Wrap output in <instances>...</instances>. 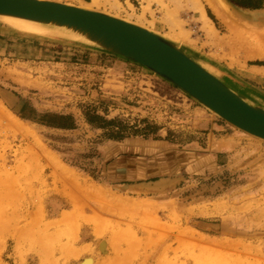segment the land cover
<instances>
[{"label": "rangeland", "instance_id": "374dc122", "mask_svg": "<svg viewBox=\"0 0 264 264\" xmlns=\"http://www.w3.org/2000/svg\"><path fill=\"white\" fill-rule=\"evenodd\" d=\"M46 1L104 13L170 38L216 78L229 76L243 84L238 93L264 109V59H248L257 32L264 35V21L257 17L244 18L243 28L232 33L205 0ZM240 1L250 11L264 10V0ZM18 112L38 119L71 116L77 129L41 126ZM88 114L102 121L91 126ZM209 135L233 138L234 150L214 158L211 173L184 174L189 154H204ZM110 141L149 144L162 160L160 171L181 179L164 199L120 203L125 212L109 215L125 222L124 228L98 235L84 249L77 219L60 232L49 224L57 208L50 205V194L52 188H64L67 195L79 186L62 170L104 185L99 147ZM257 172L264 176L263 141L228 125L145 68L88 45L0 31V264L104 260L98 249L102 242L122 264H264V243H257L256 253L248 247L239 252L236 239L224 244L214 240L222 236L211 229L204 232L210 237L200 234L197 222L215 224L194 219L227 211L248 198L252 209L257 190H245L241 197L234 189L253 184Z\"/></svg>", "mask_w": 264, "mask_h": 264}, {"label": "crops", "instance_id": "0c3cea01", "mask_svg": "<svg viewBox=\"0 0 264 264\" xmlns=\"http://www.w3.org/2000/svg\"><path fill=\"white\" fill-rule=\"evenodd\" d=\"M118 65L122 66L121 63ZM118 65L115 67H118ZM118 68H112L109 71L116 72V70H120L119 72H123L121 74L123 76L124 72L128 73L125 69ZM211 125L214 126L213 123ZM233 140V138L227 137L215 139L213 135L207 136L205 153L189 154L191 164L183 170V173L206 175L213 172L214 158L218 161L222 153L232 152L234 150ZM99 156L103 165L101 179L104 185L91 178H83L80 174L70 170H62L63 177L65 173L70 174L73 180L79 181V186L76 185L77 189L71 190L67 195L64 188L57 192L52 188L53 191L50 194L51 201L49 203L57 208L52 209L53 216L49 224L57 227L56 230L60 232L65 230L64 227L67 222L76 221L77 219L80 225L79 237L84 249L90 247V245L92 246L98 235L114 233L124 228L125 222H122L118 217L109 215L110 212L113 215L125 212V208L120 206V203L133 204L150 199H164L168 191L177 188L181 179V175L177 174L167 178L165 172H161L158 166L162 160L155 157L157 154L152 151L149 144L142 142H106L99 147ZM258 173L257 181L253 184H245L234 189L241 197L245 190H257V195H254L256 203L252 209L248 208V198V200L245 199L243 203H239L232 209L228 208L227 211L219 212L216 210L211 214H207L205 218H200L198 215L194 218L215 224H205L208 227H213L211 229L213 235L222 236L221 239L211 236L215 237L214 240L229 244L232 239H236L238 241V243L236 242L237 246L240 247L239 252L248 247L256 253L257 243H264V176ZM231 192H228V198H230ZM78 202L85 205L77 207ZM60 204L61 207L58 208ZM198 223L195 225L196 231L210 237V235L204 233L209 232L208 227H199ZM217 223H220V225L216 226ZM220 227L223 229H220ZM98 249L101 254L100 257L104 260L94 258V264H122L114 256L109 245L105 253L100 250V245Z\"/></svg>", "mask_w": 264, "mask_h": 264}, {"label": "water", "instance_id": "95a60500", "mask_svg": "<svg viewBox=\"0 0 264 264\" xmlns=\"http://www.w3.org/2000/svg\"><path fill=\"white\" fill-rule=\"evenodd\" d=\"M0 17L72 31L86 40L74 43L145 68L206 106L228 125L264 140V109L248 104L174 45L142 27L97 11L46 0H0Z\"/></svg>", "mask_w": 264, "mask_h": 264}, {"label": "bare ground", "instance_id": "6f19581e", "mask_svg": "<svg viewBox=\"0 0 264 264\" xmlns=\"http://www.w3.org/2000/svg\"><path fill=\"white\" fill-rule=\"evenodd\" d=\"M207 3V6L209 10L212 12V14L219 20L221 21L222 24H224L230 32H234V29H239L243 28V21L245 19H253L254 17H257V20H263L264 21V10L262 12H257V11H250L247 7H245L240 0H205ZM72 6V5H71ZM82 8V7H80ZM257 14V15H256ZM112 17V16H111ZM1 20L5 22L6 26L5 28L2 27V24L0 23V31H7V32H15L19 35H24V36H30L33 38H38V39H52V40H61V41H66V42H77V43H84L86 40L83 37L77 36L76 33H73L72 31H69L67 29H63L60 27H55V26H47V25H41L37 23H32L24 20H19V19H14V18H8V17H0ZM130 23V22H128ZM133 24V23H131ZM135 25V24H133ZM140 27V26H139ZM144 28V27H142ZM147 31H149L152 34H155L157 36L162 37L164 40L167 42L171 43L174 45L179 51L183 52L187 57H189L184 51H182L179 46L176 45L175 41L171 40L170 38L164 37L162 35H159L147 28H144ZM211 32V30H209ZM209 36V35H208ZM81 38V39H80ZM241 41V38L239 39ZM88 42V41H87ZM242 44V43H241ZM233 46L229 45V48L232 49ZM250 52L249 58L250 60H255V59H264V35L259 34L257 32V42L252 43L251 49L248 51ZM193 62H195L191 57H189ZM198 64V63H197ZM201 66L200 64H198ZM202 67V66H201ZM205 69L204 67H202ZM206 70V69H205ZM207 71V70H206ZM243 76L246 74L243 73ZM254 76L251 74L249 77ZM219 79V78H217ZM221 80V79H219ZM229 82L227 84V82ZM224 81L221 80V82L225 83L227 87L230 88L231 91H233L236 95L242 96L238 93L237 90L240 88H244V85L241 84L239 81L226 76V79ZM245 98V97H244ZM246 99V98H245ZM247 100V99H246ZM195 101V100H194ZM197 102V101H195ZM198 103V102H197ZM200 104V103H199ZM249 104V103H248ZM202 105V104H200ZM204 108L209 110L206 106L202 105ZM253 106V105H252ZM259 107V106H255ZM212 112L211 110H209ZM214 115H216L214 112H212ZM253 137V136H251ZM257 140L263 141L259 138L253 137ZM199 227H204L207 228L205 224L198 223ZM208 229H213V227H208ZM220 229H223L220 227ZM215 230V229H214ZM219 230V229H218ZM107 242H102L100 244V250L102 252L107 251ZM81 264H94V260L91 258H88L87 261L82 262Z\"/></svg>", "mask_w": 264, "mask_h": 264}, {"label": "trees", "instance_id": "16d2710c", "mask_svg": "<svg viewBox=\"0 0 264 264\" xmlns=\"http://www.w3.org/2000/svg\"><path fill=\"white\" fill-rule=\"evenodd\" d=\"M17 115L25 121L33 122L35 124L56 130L73 131L77 129V124L74 118L71 116L46 114L41 119H38V118L29 117L25 115L24 112H18ZM86 119H87V123L91 126H95L96 122L102 121V118L94 114L86 115Z\"/></svg>", "mask_w": 264, "mask_h": 264}]
</instances>
